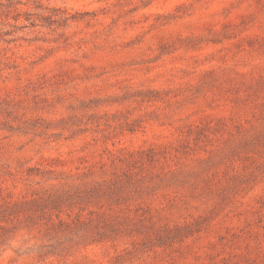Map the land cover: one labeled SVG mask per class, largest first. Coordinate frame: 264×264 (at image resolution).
I'll return each instance as SVG.
<instances>
[{
    "label": "rangeland",
    "instance_id": "obj_1",
    "mask_svg": "<svg viewBox=\"0 0 264 264\" xmlns=\"http://www.w3.org/2000/svg\"><path fill=\"white\" fill-rule=\"evenodd\" d=\"M113 172L0 264H264V0H0V202Z\"/></svg>",
    "mask_w": 264,
    "mask_h": 264
},
{
    "label": "trees",
    "instance_id": "obj_2",
    "mask_svg": "<svg viewBox=\"0 0 264 264\" xmlns=\"http://www.w3.org/2000/svg\"><path fill=\"white\" fill-rule=\"evenodd\" d=\"M113 177L95 181L94 185H71L62 183L58 187H51L31 199L23 201H1L0 202V246L8 243L19 228L29 227L40 220L45 225L47 232H52V238L59 235L76 234L82 231L84 237L92 240L91 220L81 218L76 215L74 219L67 220L61 217L59 209L64 200L79 199L84 200L89 197L96 199H106L117 203L124 189L132 183L131 175L122 176L113 172ZM103 207V204L101 205ZM53 212V213H52ZM93 211H90L92 214ZM54 215V218L52 217ZM96 226L95 236L97 239L110 238L115 234L125 230V224L118 220V215L114 216L106 211L95 214ZM91 238V239H90ZM51 244H42V246Z\"/></svg>",
    "mask_w": 264,
    "mask_h": 264
}]
</instances>
